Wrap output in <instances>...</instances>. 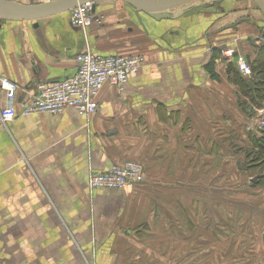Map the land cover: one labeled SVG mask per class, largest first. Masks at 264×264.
Listing matches in <instances>:
<instances>
[{
	"label": "crops",
	"instance_id": "0c3cea01",
	"mask_svg": "<svg viewBox=\"0 0 264 264\" xmlns=\"http://www.w3.org/2000/svg\"><path fill=\"white\" fill-rule=\"evenodd\" d=\"M104 3L95 14L103 12L102 23L85 28L72 26L70 12L0 20V77L17 86V109L34 98L38 84L72 77L86 50L146 60L122 91L104 86L90 118L74 110L18 117L0 132V264H182L175 250L181 241L144 236L150 229L140 225L149 222L154 203L147 183L174 181L182 168L197 165L199 153L220 147L214 127L228 129L231 89L238 88L226 70H215V80L206 69L209 54L199 48L210 16L182 13L158 22L128 8L116 19ZM254 23L260 33L264 24ZM6 105L0 89V110ZM125 162L144 166L143 185L89 188L90 171ZM227 258L249 263L222 256L223 263ZM190 261L198 262L192 250Z\"/></svg>",
	"mask_w": 264,
	"mask_h": 264
},
{
	"label": "rangeland",
	"instance_id": "374dc122",
	"mask_svg": "<svg viewBox=\"0 0 264 264\" xmlns=\"http://www.w3.org/2000/svg\"><path fill=\"white\" fill-rule=\"evenodd\" d=\"M204 3L207 2L177 10L198 6L184 14L210 16L208 18L212 21L208 23L201 40L204 47L199 48L209 54L207 68L213 65V70H239V58L248 63L246 58H254L255 46L263 40L261 32L250 26L257 21L263 25V15L254 0H223L210 8L201 6ZM102 6H106L104 11L114 14L116 19L119 14L130 11L117 2ZM100 13L103 18V12ZM244 21L246 23L243 24ZM239 25L242 26L239 28ZM234 91L231 89L226 119L228 129L222 133L217 131L219 124L214 127L215 144L220 147L212 154L199 153L197 165L182 168V175H176L174 181L147 183L154 189L151 192L154 203L149 222L140 225L150 229V233L144 236L181 241V246L175 250L182 256V264H230L227 263L229 258L223 263L225 259L222 260V256L245 259L249 261L247 264H261L257 256L264 255V183H254L259 175L250 162L252 156L248 157L247 153L252 134L261 128L259 120L262 117L257 116V111L263 108L254 107L255 115L248 117L241 111L242 94H238L235 88ZM251 124H255L253 128ZM244 165L246 168L243 170ZM145 178L144 182L147 181ZM167 249L173 252V248ZM191 250L198 256V262H189ZM207 256L208 259L216 257V262H206Z\"/></svg>",
	"mask_w": 264,
	"mask_h": 264
},
{
	"label": "built area",
	"instance_id": "2783aa9c",
	"mask_svg": "<svg viewBox=\"0 0 264 264\" xmlns=\"http://www.w3.org/2000/svg\"><path fill=\"white\" fill-rule=\"evenodd\" d=\"M70 20L76 28H85L93 22L102 23L101 18H95L92 14L90 4L73 9ZM145 65L146 60L142 55H103L86 50L78 57L77 71L72 77L56 83L38 84L34 98L20 109L14 104L17 86L0 77V89L6 92L7 100L6 107L0 110V132L8 122L18 117L57 116L74 110L78 115L90 118L98 111L97 97L107 83L122 91L130 77ZM238 67L241 74L251 75L252 70L243 58H239ZM258 112L264 118V108ZM260 121V126L264 128V119ZM144 177L142 164L125 162L111 166L105 173L90 171L88 186L91 190L135 188L144 182Z\"/></svg>",
	"mask_w": 264,
	"mask_h": 264
},
{
	"label": "water",
	"instance_id": "95a60500",
	"mask_svg": "<svg viewBox=\"0 0 264 264\" xmlns=\"http://www.w3.org/2000/svg\"><path fill=\"white\" fill-rule=\"evenodd\" d=\"M211 1V2H209ZM260 13L264 17V0H254ZM104 2L122 3L136 14H144L155 21L172 20L179 14L191 12L198 6H190L199 2L204 8L215 7L223 0H52L44 3L23 4L12 0H0V20L2 21H38L58 14L70 12L80 6L90 4L92 13H96L97 6ZM126 15L122 14L121 18ZM264 38V28L260 29ZM246 166H243V170ZM254 183H258L255 178Z\"/></svg>",
	"mask_w": 264,
	"mask_h": 264
},
{
	"label": "trees",
	"instance_id": "16d2710c",
	"mask_svg": "<svg viewBox=\"0 0 264 264\" xmlns=\"http://www.w3.org/2000/svg\"><path fill=\"white\" fill-rule=\"evenodd\" d=\"M254 58H246L251 66L250 77L243 76L239 70H226V75L233 85L238 88L237 93L242 94L245 99L242 103V112L248 117L255 115L254 107H264V41L260 40L255 46ZM215 58H213L214 60ZM214 63V62H213ZM212 79L218 80L219 76L213 70V65L206 68ZM241 92V93H240ZM259 127V126H258ZM261 127V126H260ZM250 151L248 157L252 156L251 163L255 171H258V181L264 183V128L261 127L250 139ZM259 183V182H258Z\"/></svg>",
	"mask_w": 264,
	"mask_h": 264
}]
</instances>
